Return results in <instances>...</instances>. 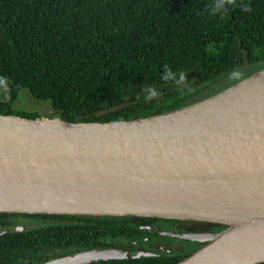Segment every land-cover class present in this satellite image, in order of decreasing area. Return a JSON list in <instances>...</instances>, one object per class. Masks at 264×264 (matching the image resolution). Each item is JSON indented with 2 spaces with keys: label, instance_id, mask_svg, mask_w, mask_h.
I'll list each match as a JSON object with an SVG mask.
<instances>
[{
  "label": "water",
  "instance_id": "95a60500",
  "mask_svg": "<svg viewBox=\"0 0 264 264\" xmlns=\"http://www.w3.org/2000/svg\"><path fill=\"white\" fill-rule=\"evenodd\" d=\"M241 69L235 80L146 117L0 113V213L192 222L194 232L160 230L203 243L175 264L264 263V59ZM33 228L6 227L0 235ZM166 253L113 247L32 264Z\"/></svg>",
  "mask_w": 264,
  "mask_h": 264
},
{
  "label": "trees",
  "instance_id": "16d2710c",
  "mask_svg": "<svg viewBox=\"0 0 264 264\" xmlns=\"http://www.w3.org/2000/svg\"><path fill=\"white\" fill-rule=\"evenodd\" d=\"M261 59L264 0H0L1 114L38 117L13 108L25 88L68 121L146 117ZM73 217L90 224L48 240L46 229L0 236V264L44 260L51 247L100 249L127 233L122 218Z\"/></svg>",
  "mask_w": 264,
  "mask_h": 264
},
{
  "label": "flooded vegetation",
  "instance_id": "af4514ba",
  "mask_svg": "<svg viewBox=\"0 0 264 264\" xmlns=\"http://www.w3.org/2000/svg\"><path fill=\"white\" fill-rule=\"evenodd\" d=\"M53 216H59L56 214H21V213H0V229L6 227H21L30 228L37 226V228L27 229L12 233H6L3 235L17 234L34 232L42 229H46L47 236L46 240L55 238L56 232H61L66 227L74 226L76 224H90V222L79 221L80 217L74 218H58ZM65 216V215H60ZM69 216V215H67ZM77 217V216H75ZM125 219L124 225L126 227V234H118V237L114 239H107L104 243H107L108 247H102L100 249L108 248H125V249H144L152 248L158 250L159 252L165 253L169 252L168 255H162L159 257H154L153 259H162V261L170 262L174 258H183L190 255L194 250L198 249L203 245V243H193L188 238L179 239L170 233H162L161 229L167 228L169 230H174L178 232H194L197 226L192 222H177L169 220H160L154 217L146 216H123L118 217ZM55 229V230H53ZM49 230H52L51 232ZM108 237V236H106ZM148 241V242H147ZM99 249V248H94ZM92 250V249H91ZM87 251L86 249H74L70 247H55L54 250L51 248L46 249V259L30 261L27 264H32L39 261H47L63 256L71 255L76 252ZM178 259V261H180ZM122 260V259H118ZM125 260V259H124ZM130 260V259H126ZM115 260L101 261V262H113ZM176 261V262H178ZM176 262L172 263L175 264ZM99 263V262H94ZM89 263V264H94ZM109 264H130L129 262H119V263H109Z\"/></svg>",
  "mask_w": 264,
  "mask_h": 264
},
{
  "label": "rangeland",
  "instance_id": "374dc122",
  "mask_svg": "<svg viewBox=\"0 0 264 264\" xmlns=\"http://www.w3.org/2000/svg\"><path fill=\"white\" fill-rule=\"evenodd\" d=\"M242 72V69H234L230 74L222 76L216 82L210 84L206 89H210L212 86L222 83V85L227 84L230 81L235 80ZM203 90L204 92L206 91ZM1 95V90H0ZM13 108L15 111H24L27 113H36L38 117H52L53 111L50 107V102L48 100H39L32 97L29 92L23 88L13 103ZM197 226V225H193ZM148 242V241H147Z\"/></svg>",
  "mask_w": 264,
  "mask_h": 264
}]
</instances>
